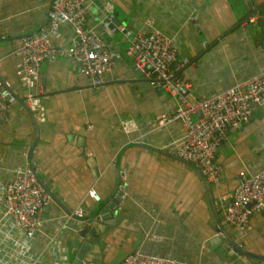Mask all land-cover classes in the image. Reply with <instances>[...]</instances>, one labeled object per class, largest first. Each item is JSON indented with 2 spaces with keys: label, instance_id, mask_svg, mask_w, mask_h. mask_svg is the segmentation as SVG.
<instances>
[{
  "label": "crops",
  "instance_id": "1",
  "mask_svg": "<svg viewBox=\"0 0 264 264\" xmlns=\"http://www.w3.org/2000/svg\"><path fill=\"white\" fill-rule=\"evenodd\" d=\"M104 1L112 4L119 23L146 29L145 20L153 18L161 29L175 35L181 54L189 59L181 73L190 98L208 96L264 70V0H93L86 23L96 29ZM48 3L0 0V79L16 96L32 94L25 106L34 117L32 121L19 100L0 106V152L7 166L19 162L18 150L37 136L32 158L39 178L66 210L79 206L86 216L96 203L86 197L88 189L100 198L113 190V162L134 139L133 134H122L118 123L133 118L138 134L147 132L137 140L161 152L122 148L119 181L125 182V196L118 205L119 224L108 228L95 255L100 258L93 260L108 264L142 248L172 254L182 263L264 264L256 258L264 257V215L259 211L251 214L242 230L224 224L246 254L224 250L211 240L213 221L201 175L195 165L178 160L171 151L181 127L171 122L152 130L158 112L171 110L173 99L161 87H150L133 67L119 34L102 32L121 59L112 63L97 86L63 55L44 60L37 76H22L12 51L19 38L46 24ZM247 16L255 17L254 21L243 23ZM70 36V30L62 27L57 41L67 43ZM215 158L220 166V183L212 186L215 197L232 191L238 170L264 165V103L253 109L247 122L226 130ZM62 211L52 201L45 208L47 214ZM78 224L87 226L85 221ZM152 233L161 240L149 241L146 237ZM60 239L68 258L72 242L80 240Z\"/></svg>",
  "mask_w": 264,
  "mask_h": 264
},
{
  "label": "built area",
  "instance_id": "2",
  "mask_svg": "<svg viewBox=\"0 0 264 264\" xmlns=\"http://www.w3.org/2000/svg\"><path fill=\"white\" fill-rule=\"evenodd\" d=\"M93 0H49L47 22L37 32L19 38L12 51L24 78L35 77L40 64L46 59L63 55L80 73L87 76L92 86L99 85L103 75L115 60L121 59L117 50L109 47L102 32L119 34L131 54L132 65L152 88L161 87L173 99L171 110L158 112L152 130L177 122L182 132L172 142V152L178 158L195 165L199 174L216 187L220 183V166L216 151L225 139L226 130L238 128L249 120L253 109L264 103V70L233 82L201 98H190L182 79V69L189 59L181 54L180 43L172 33L161 29L153 18L145 20L146 29H132L114 22L113 6L101 3L99 29L86 23L88 8ZM193 18L192 16H190ZM251 16L243 23L254 21ZM71 32L67 43L59 39L60 28ZM32 94L23 95L25 104ZM14 101L11 91L0 79V106ZM120 132L134 135L129 142H139L147 132L138 134V124L133 118L120 120ZM165 148V146L163 147ZM19 162L7 166L0 152V264H69L61 236L79 235L84 221V210L77 206L69 212L47 214L51 202L49 195L37 179L36 171L26 158V147L18 150ZM6 172L8 173L6 175ZM237 183L230 193L219 194L215 199L217 210L225 225L244 229L255 211L264 215V165L253 169L242 168L236 173ZM120 202L125 196V182L120 180ZM86 197L93 202L100 200L94 189ZM67 234V235H66ZM222 242L223 233L216 232ZM149 241H160L156 233L148 234ZM80 264H99L95 260ZM112 264H198L187 260L182 263L174 255L142 248L125 253Z\"/></svg>",
  "mask_w": 264,
  "mask_h": 264
},
{
  "label": "water",
  "instance_id": "3",
  "mask_svg": "<svg viewBox=\"0 0 264 264\" xmlns=\"http://www.w3.org/2000/svg\"><path fill=\"white\" fill-rule=\"evenodd\" d=\"M113 21L117 22V20H115L114 18H113ZM12 95L14 96V100H19L23 104L24 108L26 109V111L28 112L30 116V119L34 121V117L31 111L29 110V108L25 106L23 98L16 96L13 93ZM36 137L37 136H35V138L26 147V158L31 162L32 166H34V161L32 158V151L35 148V144L37 142ZM127 147H143L151 151L161 152L158 148L150 144L143 143V142H129L125 144L122 148H127ZM122 148L117 153L116 159L113 162V171L115 175L113 190L106 196L100 198V200L94 204L92 211L88 213V215L82 217V219L85 221L87 226L83 227L79 232V235H81L82 239H79L80 240L79 242H76V241L72 242L73 245H72L71 251L73 252V256L69 264H80L81 261L83 260L90 261V260L95 259V257L99 259L100 256L99 255L95 256V255L100 253L101 243L104 242L108 228L109 229L113 228L119 224L118 222L119 220L118 202L120 199L121 191L120 190H117V192L115 191L118 187L119 178L121 175L120 167H121L123 158L122 156H120V152L122 151ZM178 160L186 163L187 165L192 166V164L189 161L183 160L181 158H178ZM36 176H37V179L41 182L45 192L49 195L51 201L58 204L63 211L69 212L55 198V196L51 193L48 187L42 182L37 172H36ZM201 180H202L203 186L207 194L208 208H209V212H210V215L213 221V225L211 226V229H212L211 240L214 241V243H218V245H221V247L224 248V250L231 248L233 253L246 254L241 249V247L228 235L227 230L224 227V223L221 220L220 212H218L215 202H214L216 197L213 195L212 186L202 176H201ZM216 232H221L224 234L226 238L225 242H222L221 239L217 235H214V233ZM86 235L88 236L86 237ZM94 247L97 249L96 251L92 250V248ZM256 258L260 260H264L263 256H259Z\"/></svg>",
  "mask_w": 264,
  "mask_h": 264
},
{
  "label": "rangeland",
  "instance_id": "4",
  "mask_svg": "<svg viewBox=\"0 0 264 264\" xmlns=\"http://www.w3.org/2000/svg\"><path fill=\"white\" fill-rule=\"evenodd\" d=\"M124 47H125V49H126V43H124ZM72 255H73V252L70 250V251H69L68 258L71 259V258H72ZM116 259H117V258L114 257V259H112L111 262H109L108 264L114 262Z\"/></svg>",
  "mask_w": 264,
  "mask_h": 264
}]
</instances>
